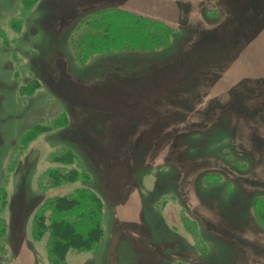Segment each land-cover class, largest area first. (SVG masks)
Wrapping results in <instances>:
<instances>
[{
	"label": "rangeland",
	"instance_id": "rangeland-1",
	"mask_svg": "<svg viewBox=\"0 0 264 264\" xmlns=\"http://www.w3.org/2000/svg\"><path fill=\"white\" fill-rule=\"evenodd\" d=\"M107 6L169 24L170 43L77 61ZM68 151L89 178L49 186ZM79 187L105 236L68 264H264V0H0V264H47L34 212Z\"/></svg>",
	"mask_w": 264,
	"mask_h": 264
},
{
	"label": "trees",
	"instance_id": "trees-1",
	"mask_svg": "<svg viewBox=\"0 0 264 264\" xmlns=\"http://www.w3.org/2000/svg\"><path fill=\"white\" fill-rule=\"evenodd\" d=\"M83 21L86 26L83 33L76 39L72 37L77 61L89 57L94 49L114 52L165 48L172 36L171 26L162 20L115 6L93 11ZM204 151L210 156L213 154L208 147ZM74 157L75 154L69 151L57 154L54 160L62 165L45 171L49 186L89 178L86 171L76 167L67 168L66 165ZM219 177L220 174L212 172L206 176V180L215 182ZM4 199L5 192L0 189V201L3 202ZM252 206L264 229V194L256 196ZM32 235L36 240L47 235V264H68L67 256L70 251L87 252L98 249L105 236L101 197L89 187H79L67 194L45 198L34 212Z\"/></svg>",
	"mask_w": 264,
	"mask_h": 264
}]
</instances>
